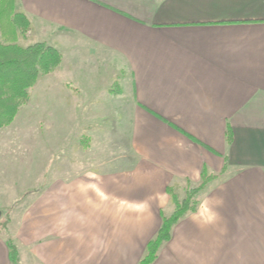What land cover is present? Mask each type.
Masks as SVG:
<instances>
[{
    "label": "crops",
    "instance_id": "1",
    "mask_svg": "<svg viewBox=\"0 0 264 264\" xmlns=\"http://www.w3.org/2000/svg\"><path fill=\"white\" fill-rule=\"evenodd\" d=\"M16 7L31 21L20 39L46 36L34 43L58 48L63 72L93 65L85 58H119L130 88L118 101L127 130L114 134L123 155L82 167L49 158L26 199L11 200L2 188L15 160L35 171L31 149L27 159H8L4 152L18 148L0 128V264H11L9 238L21 264H138L162 213L173 211L167 186L199 183L204 167L217 177L152 264H264V0Z\"/></svg>",
    "mask_w": 264,
    "mask_h": 264
},
{
    "label": "rangeland",
    "instance_id": "2",
    "mask_svg": "<svg viewBox=\"0 0 264 264\" xmlns=\"http://www.w3.org/2000/svg\"><path fill=\"white\" fill-rule=\"evenodd\" d=\"M43 37L46 36L34 35L29 42L20 39L19 43H34ZM84 60L93 65L83 66L79 62L74 73L57 67L40 77L14 121L3 127L7 133L12 132V146L18 148L13 156L8 151L4 155L15 159L19 152H24L27 159V149H31L27 165L29 169L35 168V171L26 168L27 172L17 160L9 166L13 181H5L2 188L9 199H26L27 192L42 178L44 166L47 169L50 165L49 158L82 167L123 155L124 146L114 134L127 130L123 108L126 106L118 101L129 94L130 76L119 58ZM185 189L186 186L177 188L180 198L185 196Z\"/></svg>",
    "mask_w": 264,
    "mask_h": 264
},
{
    "label": "trees",
    "instance_id": "3",
    "mask_svg": "<svg viewBox=\"0 0 264 264\" xmlns=\"http://www.w3.org/2000/svg\"><path fill=\"white\" fill-rule=\"evenodd\" d=\"M31 29L27 15L16 7V0H0V128L10 125L22 105L30 96V89L40 77L54 71L61 64L62 54L58 48L46 42L30 45L19 43L21 36ZM227 141L232 143L233 130L227 128ZM226 171V166L223 168ZM217 177L204 167L201 181L187 183L185 196L179 197L177 186H167L173 204V211L162 213V224L157 234L151 238L144 256L138 264H152L161 247L171 238L172 228L189 212L196 211L200 204L199 193ZM3 222L0 220V227ZM2 229V228H1ZM11 264H21L19 249L12 239H8Z\"/></svg>",
    "mask_w": 264,
    "mask_h": 264
},
{
    "label": "water",
    "instance_id": "4",
    "mask_svg": "<svg viewBox=\"0 0 264 264\" xmlns=\"http://www.w3.org/2000/svg\"><path fill=\"white\" fill-rule=\"evenodd\" d=\"M1 216H2V210L0 209V218H1Z\"/></svg>",
    "mask_w": 264,
    "mask_h": 264
}]
</instances>
